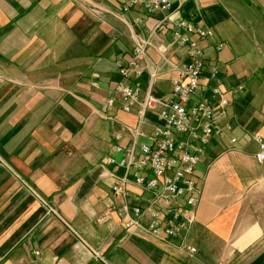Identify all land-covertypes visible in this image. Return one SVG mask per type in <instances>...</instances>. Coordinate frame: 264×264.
<instances>
[{
	"label": "crops",
	"instance_id": "1",
	"mask_svg": "<svg viewBox=\"0 0 264 264\" xmlns=\"http://www.w3.org/2000/svg\"><path fill=\"white\" fill-rule=\"evenodd\" d=\"M126 1L0 0V264H264V164L251 140L264 137V0H170L176 9L163 30L155 25L166 13L123 12ZM178 18L213 31L198 40L205 66L193 100L209 98L218 118L210 97L218 85L226 116L195 168L189 230L156 238L125 230L116 214L99 219L122 202L111 186L123 169L106 160L123 156L114 145L126 148L138 122L118 96L108 117L100 106L128 83L118 70L139 42L142 90L154 71L152 95L170 96L188 61L172 41ZM157 122L148 110L141 128ZM126 188L132 204L152 197L132 179Z\"/></svg>",
	"mask_w": 264,
	"mask_h": 264
},
{
	"label": "built area",
	"instance_id": "2",
	"mask_svg": "<svg viewBox=\"0 0 264 264\" xmlns=\"http://www.w3.org/2000/svg\"><path fill=\"white\" fill-rule=\"evenodd\" d=\"M135 6L148 13L160 10L166 13L155 25L156 30L165 28L170 12L176 9L170 0H127L122 5V11ZM172 25V41L185 49L188 61L181 65L177 77L171 81L170 96L152 95L151 85L156 78L154 71H149L148 84L142 90L141 59L146 43L139 42L134 44L128 62L118 70L128 83H119L100 106V113L108 117L107 112L115 106L118 96L121 110L129 113L135 108L138 122L135 128L128 130L130 143L126 148L114 145V149L123 156L119 160H106V163L123 169L111 186L112 195L122 202L106 209L99 219L105 220L116 214L125 230L140 229L156 238L180 237L194 221L198 200V189L193 178L195 168L209 138L223 133L218 118L226 116L227 104L218 85L210 87L211 99L217 100L218 118L209 98L193 100L198 96L199 81L205 66L204 51L198 40L213 39V31L182 18L174 20ZM223 46V42L214 43L217 51ZM209 78L218 81L216 67L210 69ZM155 109L158 111V122L146 133L141 128L145 113ZM139 138L145 141L141 143ZM114 139L118 141L120 136L116 134ZM251 140L257 146L254 154L256 162L264 164V137L254 134ZM230 141L235 142L236 138L231 137ZM130 179L138 187L152 193L144 205L129 202L126 184ZM185 249L194 253L196 248L186 245Z\"/></svg>",
	"mask_w": 264,
	"mask_h": 264
}]
</instances>
